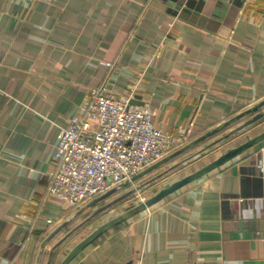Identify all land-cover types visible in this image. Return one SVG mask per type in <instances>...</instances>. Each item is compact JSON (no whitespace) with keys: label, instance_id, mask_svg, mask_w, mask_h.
Masks as SVG:
<instances>
[{"label":"crops","instance_id":"obj_1","mask_svg":"<svg viewBox=\"0 0 264 264\" xmlns=\"http://www.w3.org/2000/svg\"><path fill=\"white\" fill-rule=\"evenodd\" d=\"M105 82L135 84L133 99L181 142L130 179L144 199L264 130L262 115L232 135L264 112V0H0V264H57L102 220L88 217L103 198L73 208L47 185L60 127ZM67 264H264V139Z\"/></svg>","mask_w":264,"mask_h":264},{"label":"built area","instance_id":"obj_2","mask_svg":"<svg viewBox=\"0 0 264 264\" xmlns=\"http://www.w3.org/2000/svg\"><path fill=\"white\" fill-rule=\"evenodd\" d=\"M127 88L126 93L117 92L107 82L92 87L80 111L60 127L57 166L48 177L50 198L76 208L181 145L155 126L149 107L130 103L135 84Z\"/></svg>","mask_w":264,"mask_h":264},{"label":"water","instance_id":"obj_3","mask_svg":"<svg viewBox=\"0 0 264 264\" xmlns=\"http://www.w3.org/2000/svg\"><path fill=\"white\" fill-rule=\"evenodd\" d=\"M130 103H138L135 99H131ZM264 115V112H258L251 118H249L242 126H239V128H243L244 126L251 124L254 122L257 118ZM264 139V130L260 131L259 133L246 138L242 142H239L237 144L229 145L222 152L216 156L211 161L207 162L206 164L200 166L199 168L193 170L192 172H189L183 176L174 178L170 180L167 185L160 187L155 193L152 195L130 205L124 207L119 212H111L105 216H103L102 220L96 224L87 234H85L80 240H78L75 244L71 246V248L66 252V254L62 257V259L57 264H67L69 261H71L82 249H84L87 245L92 243L98 236H100L103 232L111 228L112 226L119 224L133 215L139 213L140 211L147 208L149 205L157 202L167 194L173 192L177 188L183 186L186 183H189L190 181L198 178L199 176L205 174L209 170L213 169L214 167H217L219 165H222L227 160L231 159L232 157L236 156L237 154L241 153L242 151L246 150L250 146L254 145L255 143L259 142L260 140ZM129 180H125V182H120L111 188H109L107 191L93 197L89 204L96 202L104 197H107L108 194L114 192L119 187L123 186L127 183ZM123 195V194H122ZM121 195V196H122ZM125 195V194H124ZM119 196V197H121ZM118 197V198H119ZM116 198V199H118ZM116 199L110 200L108 202H105L104 204L98 206L95 208L88 218H92L95 215L99 214L100 212L104 211L106 208H108ZM79 211V210H78ZM78 211L75 213L77 214ZM72 216L65 219L61 224H59L48 236H52L63 224H65L69 219H71Z\"/></svg>","mask_w":264,"mask_h":264},{"label":"rangeland","instance_id":"obj_4","mask_svg":"<svg viewBox=\"0 0 264 264\" xmlns=\"http://www.w3.org/2000/svg\"><path fill=\"white\" fill-rule=\"evenodd\" d=\"M236 130V128L234 129ZM246 131V130H245ZM242 132H244V129H239L238 132L236 133H240V135L242 134ZM216 146V145H215ZM179 169V167L176 165L175 168L173 167H164L161 171H160V174L156 177H150L151 179L144 182L143 185H146V187L142 190L143 193L149 189V187H151V185L159 182L158 180L162 181V180H166L167 178H169L170 176L174 175L175 172ZM177 173V172H176ZM157 175V174H156ZM132 180V179H131ZM129 184H126L125 187H127L128 185H130V187L128 186L126 189H124L123 191H120L119 193L117 192H112L110 194H108L107 197H104L102 200L103 202L101 203L104 204L105 202H108L110 200H113V199H116L118 198L119 196H122L119 197L118 199H116L108 208H106L104 211H102L101 215L99 216H96L97 220H101L103 216L111 213V212H114V211H121L120 209H123L124 207L126 206H130L138 201H140V196L139 194L137 193V191H140V194L142 193L141 192V188L143 187L142 185H136V184H132L130 182L132 181H128ZM143 182V181H142ZM124 188V187H123ZM125 194V195H124ZM105 199V201H104ZM107 200V201H106ZM142 200V199H141Z\"/></svg>","mask_w":264,"mask_h":264},{"label":"trees","instance_id":"obj_5","mask_svg":"<svg viewBox=\"0 0 264 264\" xmlns=\"http://www.w3.org/2000/svg\"><path fill=\"white\" fill-rule=\"evenodd\" d=\"M236 132H238V130H237ZM236 132H235L234 134H232V135H235V134L237 135L238 133H236ZM239 134H240V133H239ZM228 136L231 137L230 134H227V135H224V136H223L224 138L221 137V139H222V138H223V139H226ZM179 148H180V147L175 148L174 150H172L171 152H169L166 156H168V155H170V156H171V155H174L175 153H177V150H178ZM166 156H164V157H166ZM164 157L161 158L160 160L164 159ZM160 160H158V161H160ZM158 161H157V162H158ZM88 219H89V218H88ZM84 220H85V219H84ZM87 221H89V220H87ZM82 223H83V221L80 222V224H78V226H81ZM78 226H77V227H78Z\"/></svg>","mask_w":264,"mask_h":264}]
</instances>
